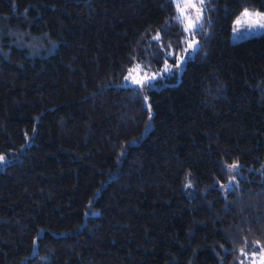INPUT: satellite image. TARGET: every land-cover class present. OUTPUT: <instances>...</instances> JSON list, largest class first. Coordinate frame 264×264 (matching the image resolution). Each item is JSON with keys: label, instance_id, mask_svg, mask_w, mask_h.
<instances>
[{"label": "trees", "instance_id": "obj_1", "mask_svg": "<svg viewBox=\"0 0 264 264\" xmlns=\"http://www.w3.org/2000/svg\"><path fill=\"white\" fill-rule=\"evenodd\" d=\"M245 8L264 0H206L184 53L171 0H0V264L259 255L264 33L229 40Z\"/></svg>", "mask_w": 264, "mask_h": 264}, {"label": "snow or ice", "instance_id": "obj_2", "mask_svg": "<svg viewBox=\"0 0 264 264\" xmlns=\"http://www.w3.org/2000/svg\"><path fill=\"white\" fill-rule=\"evenodd\" d=\"M171 2L175 3L176 10L178 15L174 17V19L184 25L183 32L187 33L188 35L185 37L186 47L183 49L184 53H187L190 49H198L199 42L195 39L196 30H202L203 24L201 21L203 20L204 11H205V2L206 0H171ZM189 10H194V16L190 13ZM241 26L246 27L250 33L255 32L257 30H264V12L260 11H250L249 9L245 8L240 16L235 20V27L233 29L234 33L240 34ZM167 34V33H165ZM190 37V38H189ZM153 40L160 42L161 35L158 31L157 34L152 38ZM163 46V45H162ZM179 46V43L178 45ZM168 51L166 55L172 56L176 55V58L183 63L184 56L173 53L171 51V45H168ZM176 67H180V64H177ZM171 70V65L165 61L164 67L162 69L163 73H168ZM134 72H142L143 75H133ZM160 72L152 73L149 75L146 71L141 68L140 64H137L134 68L129 69V75L125 76L126 81H130L127 87H131V85L138 86L134 91L137 95L140 94L141 89H148L153 87V81L157 79V76L160 75ZM145 100H147V96L145 95ZM5 157L0 156V162L4 161ZM239 165L232 164L228 166V170L238 171ZM234 179V178H233ZM231 182L229 187H231ZM35 243V242H34ZM259 244V241L256 242ZM243 253V249L241 250ZM259 264H264V247L260 248L259 251Z\"/></svg>", "mask_w": 264, "mask_h": 264}, {"label": "rangeland", "instance_id": "obj_3", "mask_svg": "<svg viewBox=\"0 0 264 264\" xmlns=\"http://www.w3.org/2000/svg\"><path fill=\"white\" fill-rule=\"evenodd\" d=\"M174 6H175V3H174ZM175 10H176V7H175ZM189 11H190V13H192L193 16H194V10H189ZM176 12H177V10H176ZM240 14H241V12L238 14V16H237V17L234 19V21L232 22L231 30H230V36H229V40H230V42H232V43H234V42H239V41L244 40V39H246V38L254 37V36H258V35L264 33V30H257V31H255V32L250 33L249 30H248L246 27H244V26H241V32H240V34L234 33L233 29H234V27H235V20L240 16ZM177 15H178V12H177ZM180 25H181V28H182V30H183L184 25H182V24H180ZM187 35H188V34L185 33V37H186ZM189 38H190V37H189ZM184 43H185V47H186V42H185V40H184ZM191 50H192V49H190L189 51H191ZM189 51H188V52H189ZM177 64H180L179 61L176 63V65H177ZM136 65H137V64H136ZM136 65L132 66L130 69L134 68ZM141 68H142V67H141ZM177 68H179V67H177ZM142 69H143L144 71H146L149 75H151L152 73H154V72H150V71H148V70H146V69H144V68H142ZM162 69H163V68H162ZM157 72H160L161 74L157 76V79H156L155 81L161 79V78H162V74H163L162 70H161V71L159 70V71H157ZM155 73H156V72H155ZM128 75H129V70L126 72V75H125V76H128ZM133 75H143V73H142V72H139V73L134 72ZM125 76H124V79H123V85H129V84H130V81H126V80H125ZM155 81H153V82H155ZM153 82H152V84H153ZM131 86H132V87H138V86H136V85H131ZM231 174H232L233 176H236V175L238 174V171H232ZM223 188H224V187H223ZM224 189H225V188H224ZM224 189H223V190H224ZM224 191H225V190H224ZM246 259L248 260V263H245V264H259V255H252V256H250V257H247ZM246 262H247V261H246Z\"/></svg>", "mask_w": 264, "mask_h": 264}]
</instances>
